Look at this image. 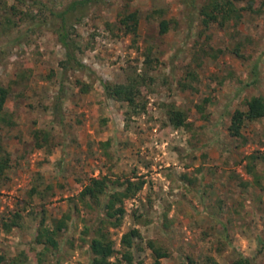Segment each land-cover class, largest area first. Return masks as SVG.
Returning <instances> with one entry per match:
<instances>
[{
    "label": "rangeland",
    "instance_id": "374dc122",
    "mask_svg": "<svg viewBox=\"0 0 264 264\" xmlns=\"http://www.w3.org/2000/svg\"><path fill=\"white\" fill-rule=\"evenodd\" d=\"M72 1L0 0V83L11 122L0 120V159L9 157L0 177L2 264L25 255V264H90L84 230L102 210L77 196L104 176L145 181L111 231L120 250L122 236L140 230L137 261L153 262V240L169 252L163 264H231L239 255L264 264V118L246 123L240 138L229 132L234 112L264 97V13L220 26L205 25L191 0L98 2L69 30L86 69L66 70L53 13ZM135 12L138 37L122 24ZM164 20L170 30L161 34ZM138 76L146 110L133 114L103 83ZM170 107L187 115L186 126L172 125ZM17 212L19 225L8 230ZM43 214L49 228L71 216L55 250L36 242Z\"/></svg>",
    "mask_w": 264,
    "mask_h": 264
},
{
    "label": "trees",
    "instance_id": "16d2710c",
    "mask_svg": "<svg viewBox=\"0 0 264 264\" xmlns=\"http://www.w3.org/2000/svg\"><path fill=\"white\" fill-rule=\"evenodd\" d=\"M18 1V0H17ZM106 0H74L65 10L53 13L56 19L61 20V27L58 31L59 41L66 50V63L64 69H86V66L77 59L73 49V41L70 35V28L80 23L86 16L91 5ZM197 0H191V5L198 8L199 14L203 17V23L225 25L229 22H240L245 12L262 14L264 13V0H205L200 7L196 5ZM122 24L127 34H134L138 37L139 19L138 14L131 13L125 16ZM170 30L169 22L164 20L160 23V33L166 34ZM150 64V61H147ZM145 78L138 76L130 80L127 84L103 83V88L107 97L119 102H125L133 111V114H140L146 110L145 104L139 103L141 96V86L144 84ZM82 92H88L89 87L83 84ZM9 98V90L0 83V120L6 124H10V118L5 115L6 104ZM208 102V100H206ZM203 111V107H198ZM56 109H59L57 106ZM169 118L175 128L187 125V115L176 107H170ZM264 118V97H253L247 102V109L236 110L232 116V122L229 127L230 135L234 138L243 136L242 130L248 122H256ZM39 138L36 135V139ZM42 147L41 144L39 145ZM0 134V154L3 153ZM251 159H255L252 157ZM9 167V157L0 159V177ZM252 172V167L249 166ZM145 185V181H133L127 179L124 182L115 183L108 177L92 178L88 185L77 196V199L85 205V207L93 209L100 208L102 210L99 220L95 225L86 227L84 235L90 236L88 245L90 248V264H149L144 260L137 261L135 250L139 247L136 244L137 239H142L139 229H132L125 233L121 239V249L118 250L116 243L112 238L111 231L121 227L124 217L127 213L126 201L134 198ZM38 193V190L34 189ZM44 213V211H43ZM12 223L4 224L8 230L18 226V219L21 218L20 213H15ZM71 218L70 214L64 215L63 218L54 221V226L49 228L46 226L44 214L40 223V228L36 238V242L43 245L45 250H55L59 243L57 237L63 230L68 227L67 221ZM147 248L152 253L153 262L150 264H163V259L169 258V252L156 241L147 242ZM26 255L22 258H16L8 261L6 264H25ZM4 257L0 256V264L4 262ZM209 264H220L212 257L208 258ZM191 264H194L191 261ZM231 264H254V262L244 255H239Z\"/></svg>",
    "mask_w": 264,
    "mask_h": 264
}]
</instances>
